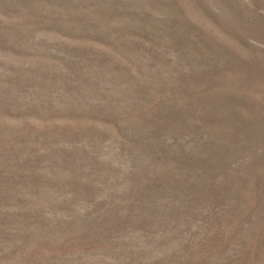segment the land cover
I'll return each mask as SVG.
<instances>
[{
  "label": "rangeland",
  "instance_id": "rangeland-1",
  "mask_svg": "<svg viewBox=\"0 0 264 264\" xmlns=\"http://www.w3.org/2000/svg\"><path fill=\"white\" fill-rule=\"evenodd\" d=\"M0 264H264V0H0Z\"/></svg>",
  "mask_w": 264,
  "mask_h": 264
}]
</instances>
